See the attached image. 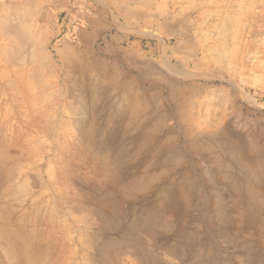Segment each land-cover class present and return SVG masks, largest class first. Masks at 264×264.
Here are the masks:
<instances>
[{
	"label": "rangeland",
	"instance_id": "rangeland-1",
	"mask_svg": "<svg viewBox=\"0 0 264 264\" xmlns=\"http://www.w3.org/2000/svg\"><path fill=\"white\" fill-rule=\"evenodd\" d=\"M168 72L186 90L183 125L208 137L229 124L255 150L260 181L241 171L264 198V0H0V228L23 249L0 240V264H258L236 214L208 223L205 182L225 178L207 144L153 170L117 137L132 89L153 129L177 125ZM174 178L195 203L172 212L154 187Z\"/></svg>",
	"mask_w": 264,
	"mask_h": 264
},
{
	"label": "bare ground",
	"instance_id": "bare-ground-1",
	"mask_svg": "<svg viewBox=\"0 0 264 264\" xmlns=\"http://www.w3.org/2000/svg\"><path fill=\"white\" fill-rule=\"evenodd\" d=\"M173 65H171L169 61L166 62L167 68L171 72L176 73L177 68ZM69 66L70 68H75L77 64L70 63ZM96 66H98V68L108 67L103 63L97 64ZM89 68V66L88 68L82 67L80 71L82 72V74H86L88 73ZM168 73L165 75L166 80L164 81V85L168 86L171 94L170 96L175 103V108L178 113L177 118L175 119L177 125H174L175 127H163L162 134H160L159 132L160 130H162H159V127L153 129V118L151 119V116L146 115L143 109V106L146 105L147 91L140 92L132 89L129 96L126 98V100L123 101V103H126L128 111V124L126 123L127 118L125 119L124 111H119L117 113V116L113 117V122L116 124V126L125 129L124 133L121 135H119V133L117 132V137H122L124 139L122 141H126V144H130L133 150L144 152L146 155V163L148 167L153 170H170L168 165L170 159H173L174 162L180 165L179 161H181V159L179 157V151H191L197 154L200 151V143L207 144V148L216 158L214 163L220 170H224L223 175L225 178L223 184L222 181L218 179V172L216 171L217 177L214 175L215 173H213V175H209L210 177L208 176L207 183L205 182V189H203L204 191L202 193V198L204 199L207 208L210 210V212H212V214H209V225H212L214 221L218 223L226 221L228 217L230 218V214L231 216L236 214L239 217V221L236 222L240 227L239 228L238 226H236V229H242L249 234L258 236L263 254L264 198L261 196V185L259 184V182H257L256 184L255 182L250 183L246 181L243 178L244 176L241 171L246 169L254 170V172L256 173L255 179L258 181L261 176V167L259 165L258 159L255 156V150L251 146L248 147L245 143H243L242 136L233 133L229 124L225 125V127L217 134H208V137H203L201 134L195 133L191 127L183 125L185 118L183 117L181 111L182 106L180 105L179 100L181 96L186 93V90L182 87V85H180L179 80L174 76L173 73ZM148 84L149 89L150 87H155L152 82L148 81ZM185 117H187V114H185ZM90 130L92 131H87L85 133L88 135H92L96 132L95 129ZM177 136H183V138L185 139V143L183 145H175L171 142L173 141V139H176ZM111 137L114 136L109 135V138ZM106 141L107 140H101V142L104 143H107ZM178 169L176 168L174 170ZM118 172L119 171H117V173ZM209 172L210 171H208V174ZM166 175H168V173ZM195 181H198L197 178H194L192 184H194ZM198 183H200V185L202 186L204 184V181L199 180ZM154 188H156V200L158 199V202L162 207L167 208L172 212L176 209L179 201H186L188 205L195 203L194 195L188 197V192H186V190L184 189L185 186H183V182L177 180L176 178H174L169 184H165L163 186H155ZM127 189L129 191V188ZM189 192L192 194L191 191ZM131 193L133 194V191ZM260 198H263V200H260ZM228 203L232 204L231 207L229 206V211L227 206ZM139 209L140 206H137L135 204H132L130 207V210L134 211H139ZM143 216L144 220L149 225H153L154 221L158 223L157 220H154L156 219V217L152 213H144ZM232 225H230L231 229L234 228V226ZM10 231V228L6 226L0 228L1 244L9 250L15 249L16 251H22L23 249L20 247L21 242H19L16 238L8 235L10 234ZM17 232L22 236L24 235L23 229H20ZM24 239L25 238H23V240ZM98 253H101V251L99 250ZM262 254L261 252H259L254 257V260H257L258 264H264V254ZM104 260L106 261V259ZM22 263L24 264V262Z\"/></svg>",
	"mask_w": 264,
	"mask_h": 264
},
{
	"label": "crops",
	"instance_id": "crops-1",
	"mask_svg": "<svg viewBox=\"0 0 264 264\" xmlns=\"http://www.w3.org/2000/svg\"><path fill=\"white\" fill-rule=\"evenodd\" d=\"M75 35V34H74ZM76 37V36H75ZM108 47V49H117L115 46H107Z\"/></svg>",
	"mask_w": 264,
	"mask_h": 264
}]
</instances>
